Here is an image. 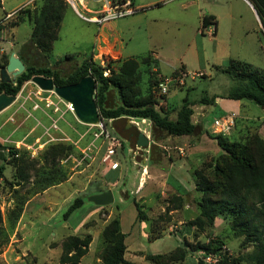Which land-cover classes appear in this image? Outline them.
I'll use <instances>...</instances> for the list:
<instances>
[{
	"label": "crops",
	"instance_id": "crops-1",
	"mask_svg": "<svg viewBox=\"0 0 264 264\" xmlns=\"http://www.w3.org/2000/svg\"><path fill=\"white\" fill-rule=\"evenodd\" d=\"M30 1H18L9 8V11H5L6 0H0V10L3 12L0 19H8L13 11ZM72 1L75 7L68 2L69 6L63 13L58 37L54 41V43L59 41L66 25L73 23L75 29L71 33V38L74 41L68 49V54L73 57L71 59L65 58V62L77 63L76 58L87 57L84 56L86 51H89V56H92L94 60L97 59L98 62L104 61L105 58L119 60L149 54L152 60L151 69L155 72L158 80L159 77L173 76L177 70H183L186 72L183 83L172 82L169 84L166 94L158 95L155 93V95L158 106L171 119L176 118L185 99L191 101L193 110L191 121L197 126V129L193 135L162 134L159 138H154L151 134V121L147 118L129 117L130 126L127 125L125 118L108 119L107 125L105 123L104 125L113 135L119 133L117 129L119 124L124 131L132 129L134 134L137 130L143 132L149 141L148 147L140 150L135 146V135L133 139L129 133L122 138L119 137L123 141H128L129 145L122 144L120 149L117 147L111 156L112 159L110 158L111 162L116 164L115 167L120 165L115 172L116 179L112 181L101 177L102 170L99 169V165L102 161V155L100 150L105 141L93 137L97 128L95 125H90L88 128L90 141L81 148L78 158L82 164L74 172L83 177L84 183L70 180L71 175L67 179L47 184L43 189L32 193L25 200L20 215L8 232V240L0 247V264H58L61 244L68 234L61 239H55V234L46 233L45 238L42 239L40 234L43 229L40 227L44 221L38 222L35 219L38 212H45L51 218L53 213L61 209L57 203V200L61 199L67 204L73 197H87L86 201L89 202V206H87L86 214L80 219L77 227H84V224L102 212L104 207V205H97L89 201L88 196L107 189L114 193L115 188H119V194L128 189L130 193H136L138 200H134L138 203L152 201L150 200L152 194L160 198L170 196L171 199L180 196L182 205L178 208L173 206L170 213L182 211L184 215L192 214L193 216L188 218H193L198 213L196 202L200 194L198 197L194 194L196 189L192 171L202 162L221 152V148L219 146L217 148L214 144L216 141L207 135L208 128H212V121L217 117L228 114L241 116L242 99L222 98V94L214 91L211 95L207 91H203L199 96L192 98L189 97L188 93L195 87L197 79L212 81L218 75L224 76L221 68L226 65L229 59L241 60L256 68L264 69V55L259 38V35L262 34V27L249 0H107L120 5L130 4L132 8L138 10L133 14L103 22H98L95 18L104 9L106 0ZM209 15L214 16V23L203 26L202 18ZM23 22L30 24L27 19H24L15 24L11 30L6 29L0 32V44L3 46L0 48V55L6 51L5 54L7 53L8 57V50L10 49L19 57V50L25 42L16 40L15 30ZM254 57L256 61H249L250 58ZM34 62L36 63L35 59ZM172 90H184L185 96L177 101V93H173ZM205 95H208L206 96L208 98L215 95L214 102H201V98ZM45 101H51L52 104L43 105V103L34 100L30 102L29 107L34 112L45 110L55 116L64 100L54 95ZM209 104L216 105L219 108V114L212 117L210 124L207 125ZM261 110L263 112L261 116L242 115V117L252 119L256 125L260 126L258 132L264 138L261 132L264 129V107H261ZM134 119L137 125L132 122ZM50 120L51 131L50 133L47 132L49 138L41 139L42 136L40 135L30 134L31 140H34V145L37 144L41 147L48 141H63L72 136L82 137L78 131L80 122L76 118L67 120L62 115H57L50 117ZM133 125L136 127L133 128ZM140 125L146 127L141 129ZM88 147L91 149L86 150ZM40 149L35 147L34 151L38 152ZM125 152L131 163L129 173L125 172L127 168L122 167V159L126 158ZM154 152L156 153L155 158L153 157ZM136 153L140 155L139 160L134 157ZM29 180L32 181V178ZM29 185H33V181ZM191 194L192 198H190ZM123 197L128 198V196ZM190 203L194 204L192 211L190 210ZM83 205H85L84 201L77 208H82ZM118 213L120 229L125 233L124 258L134 263L138 258L148 260L146 254L150 253L143 250L142 245L137 244L138 235L131 234V227L135 226L138 230L142 229L147 241L155 238V236L150 237L151 234L160 232L163 235L168 232L169 227L163 228L159 225H152L149 221L143 224L141 223L142 220L136 218V212L133 223L124 228L123 211L118 210ZM103 215L105 218L102 220V224L97 223L94 226V228H98L99 240L101 230L109 219L110 213H103ZM144 220H148L147 215ZM178 222L179 224L182 223L181 220ZM51 228H48L50 232L52 231ZM147 228L150 229L149 232ZM30 231H32V236L28 237ZM74 233L75 229L71 234ZM93 236L91 235L88 251L81 257V264H102L98 254L99 244L94 250L90 248ZM38 238L41 239L39 245H37ZM196 260L195 255L189 254L182 264H196Z\"/></svg>",
	"mask_w": 264,
	"mask_h": 264
},
{
	"label": "trees",
	"instance_id": "trees-1",
	"mask_svg": "<svg viewBox=\"0 0 264 264\" xmlns=\"http://www.w3.org/2000/svg\"><path fill=\"white\" fill-rule=\"evenodd\" d=\"M253 5L261 23V32H264V0H249ZM67 7L64 0H40L38 7H34L28 16L18 18L14 25L27 19L30 22V35L19 50V58L25 64L23 72L15 77L13 82L0 80V93L16 95L22 85L34 75H42L53 79L55 85L62 86L77 82L81 77L90 74L95 82V101L99 108L100 117L116 119L125 117L147 118L152 124V136L159 138L167 135H193L197 126L191 121L193 110L192 102L185 99L177 112L175 119H171L158 106L155 95V86L159 81L154 77L151 69L152 60L149 54L129 57L114 61L104 60V65L98 61L86 58L79 63L70 62L68 70L60 64L65 58H72L66 54L63 60L54 65H37L34 59H44L52 49L58 37V31L63 13ZM214 16H204L202 25L214 23ZM8 57H4L6 65ZM116 64V67L113 64ZM107 69V74L104 70ZM233 82L227 93L222 96L228 99H250L257 105L264 107V69L236 59H229L221 68ZM177 71L174 73V75ZM1 77V76H0ZM114 90L116 102L106 104L109 93ZM215 95L202 97L201 102L213 103ZM210 135L221 152L202 162L192 171L196 191L200 196L196 202L198 213L187 221L190 228L196 231L208 232L203 241L193 245L183 243L166 253L146 254V258L153 264H182L188 254L199 252L196 255V264H264V138L255 133L250 138L232 140L220 132ZM59 149L68 151L70 145L59 143ZM5 146L0 143V159L10 157L9 162L15 167V182L13 185L21 187L29 179L24 170L21 150L10 147L4 152ZM47 154L52 148L45 149ZM63 179H59L62 181ZM50 177L39 189H29L32 193L43 189L53 182ZM34 185V183H33ZM32 185V186H33ZM19 193V190H15ZM29 195V196H30ZM16 195V203L7 217L8 231L3 229V216L0 210V247L8 240V232L14 226L25 200L29 197ZM86 196H77L68 206L65 217L79 207ZM175 206L182 205L180 196L172 198ZM137 209L136 218L146 219L145 212L139 203L134 200ZM217 217L225 219L234 237L241 238L240 247L243 252L229 255L224 250V241L219 236H211L210 229ZM156 223V222H155ZM88 222L84 224L87 226ZM158 225V224H156ZM161 234L157 232L155 237ZM125 233L120 229L119 213L107 220L100 233L99 257L102 264H136L124 258ZM91 241L89 233L68 234L62 241L58 264H81V257L88 251ZM206 255L215 260L207 262Z\"/></svg>",
	"mask_w": 264,
	"mask_h": 264
},
{
	"label": "rangeland",
	"instance_id": "rangeland-1",
	"mask_svg": "<svg viewBox=\"0 0 264 264\" xmlns=\"http://www.w3.org/2000/svg\"><path fill=\"white\" fill-rule=\"evenodd\" d=\"M21 0H6V8L5 11H9V8ZM24 1V0H23ZM68 5V1L64 0ZM75 2V1H74ZM40 4V0H31L27 4L19 7L15 11H13L8 19H0V32L5 31L6 29L9 31L12 27H14V23L18 18L26 17L28 16L29 12H32L34 10V7H38ZM71 6H74L73 1L71 2ZM78 7V6H77ZM29 11V12H28ZM2 11L0 10V15H2ZM30 25L28 22L21 23L15 30V37L16 40L19 42H27L30 34ZM76 27V26H75ZM74 26L73 23L66 25V27L63 29V35L59 41L56 43H53L52 49L47 53L46 57L44 59H41L40 57L35 59L37 65H54L58 60H63L65 55L68 54V49L73 44V39L71 38V33L73 32ZM262 33V32H261ZM260 34V33H259ZM261 46H262V34L259 35ZM249 39V37H248ZM3 46L0 44V48ZM9 49V48H8ZM4 51L3 55H0V68L4 67L3 65L5 63L4 57H7V53ZM9 54L11 53V50H8ZM263 53V52H262ZM84 56H87L85 58L79 57L76 58V62L79 63L82 60L86 58H90L94 61L92 56H89V51L84 52ZM107 61H114V59L111 58H105ZM97 61V59H95ZM249 61H256V58H250ZM255 63V62H254ZM71 64V63H70ZM69 63L64 62L63 64H60L61 68L68 70L70 67ZM114 67H116V64L112 63ZM154 77L157 78L156 74L154 73ZM161 77H159L160 79ZM197 83L195 87L189 91V97H196L203 93V91H207L209 95L214 91L215 93L222 94L224 96L230 85L233 84V82L229 79V77L224 73V76L218 75L216 76L212 81L204 80V79H197ZM173 93H177V101L179 98L185 96V91L180 90H172ZM54 93L52 91H43L40 90L31 80L26 81L19 92L16 94L15 101L6 109L2 110L0 112V143L5 146L4 152L7 153L11 148H16L21 150L22 153V161L24 162V170L26 174L29 176V179L32 178V181L34 185H29L30 181L24 183L23 186L18 187L17 185H13L15 182V167L13 163L11 164L9 161L10 157H6L5 160L0 159V210L2 212L3 216V229L7 232L9 222L7 221V217L10 216V211L12 208H14L16 203V195H24V197L29 196V192H26L29 189H39L40 185H44L47 182V178L50 177L53 182H58L59 179H67L71 175L70 180H74L78 183H84L83 177H80V174L74 173L79 169L82 162L78 158L79 152L81 148L86 146L88 142L90 141L89 135H90V125L83 124L80 122V125H78V131L80 134H82V137L79 136H72L70 139H66L63 141L60 140H53L48 141L46 144H43L41 147L37 144H33L34 140H31V135L35 133V135L42 136L41 139L48 137L47 132L50 133L51 126H50V117H56L57 115H62L67 120H74V114L72 110H69L65 107L63 103H61V107L58 111V113L54 116H52L49 112L42 110L39 112H34L31 107H29V104L31 101L37 100L43 105L45 104V100L49 99V97H54ZM208 96V95H205ZM221 96V97H222ZM224 98V97H222ZM228 99V98H226ZM116 102V96L115 91L112 90L109 95L108 99L106 101V104H114ZM208 114H207V125L210 124V120H212V117L217 116L219 114V108L214 104H209L208 106ZM233 113V112H232ZM240 113L242 115L247 116H261L263 114L261 107L254 103L252 100L249 99H242V106ZM242 115H235V114H228L232 119V125L225 130L224 132H220L223 135L227 136L228 138L232 140H242L246 137H251L255 133H259L258 129L260 126L256 125V123L252 119H246L242 117ZM226 117V115H224ZM60 120V118H59ZM58 120V121H59ZM264 122V119H263ZM108 119L105 120V124L107 125ZM104 124V121H103ZM92 126V125H91ZM135 128L136 126L133 125ZM141 129L145 128V125H140ZM92 128V127H91ZM118 134L115 135L117 137H124L126 134H131L132 139L134 138L133 130L131 129L129 132L124 131L118 124L117 126ZM137 130V129H135ZM73 131V130H72ZM262 135H264V129H262ZM152 133V132H151ZM31 134V135H30ZM216 133L213 132V126L212 128H208L207 135L210 137V135H214ZM260 134V133H259ZM56 136V135H55ZM59 143L70 145L71 148L68 149L67 153L63 149H59L57 145ZM128 141L121 140V145L119 146V149L122 148V144H128ZM132 143V140H131ZM215 146L218 148V145L214 143ZM106 142L101 146L100 153L103 156L104 150H105ZM41 148L40 151L35 152L34 148ZM46 148H52V153L47 154V159L45 158V149ZM34 152V153H33ZM126 158L122 159V167L127 168L125 172L129 173L131 170V163L129 162V157L127 153L125 152ZM101 156V157H102ZM156 153H153V157L155 158ZM136 159H140L139 153H136L134 155ZM112 159V158H111ZM115 159L117 157L115 156ZM112 160H102L99 165V169L102 170L101 177L105 180H112L114 181L116 179V171L120 167L118 165L117 167H112ZM111 171V172H110ZM15 190H19V193ZM119 188H115L114 190V201L110 204L104 205L102 208V212H100L96 217L93 216L90 218L87 222V226H80L77 227L78 222L80 219L84 217L86 214L87 206H89V202L86 201L87 199H84V204L82 208H77L75 210H72L70 214H68L66 217L64 213L66 212L68 206L73 202L74 198H71V200L66 204L61 200H57L58 207H61V209L51 216V218L48 217V215L45 212H38L36 214V221H44V224H40L43 229V232L40 234V237L43 239L46 236V233H50L51 235L55 234V239H61L64 235L73 233V229H75L74 234H83V233H89L93 236V240L91 243V249H95V247L100 244V240L98 238V228H94L95 224L99 223L102 224V220L105 218L103 213H110V218H113L117 215L118 210L123 211L124 215V228L129 227L134 220L135 213L137 212L136 206L134 205V199H137V194L130 193L129 189L122 191V194H119ZM194 194L196 197L199 196V192L194 190ZM123 196H128L127 199H125ZM190 198H192V194L190 195ZM150 202H143L139 203L140 208L146 213L148 216V220H142L141 223L144 224L146 221L150 222L152 225L158 224L159 226L165 228L169 227L168 232L164 233L163 235L159 237H155L153 239H150L147 241L146 235H143L142 229H137L135 226L131 227V234L137 236L138 235V242L137 244L142 245L141 248L149 253H163L168 252L172 248L182 245L183 243L188 244H195L199 241H203L205 239L207 231H196L193 228H190L187 224V221L192 217V214L184 215L182 211L177 212H171V208L175 206V202L171 199L170 196L166 197H158L155 196V194H152L150 196ZM140 202V200H139ZM194 207L193 203H190V210L192 211V208ZM196 210L198 211L197 207ZM137 215V214H136ZM49 218V219H48ZM108 219V220H109ZM179 220L182 221L181 224H179ZM156 222V223H155ZM142 224V225H143ZM39 225V224H38ZM49 227H52V231L50 232L48 230ZM97 227V226H96ZM39 228V230H40ZM36 229V228H34ZM150 229L147 228V231L149 232ZM191 230V231H190ZM156 233H153L150 235V237L155 236ZM210 235L211 236H219L224 241V250L228 252L229 255H237L240 252H243L244 249L240 247L241 238L234 237L229 229L228 223L225 219L221 217H217L214 220L213 227L210 229ZM32 236V231H30V234H28V237ZM144 236V237H143ZM28 239V238H27ZM41 242V239L38 238L37 245H39ZM41 253V251H39ZM199 252H192L190 255H198ZM189 255V254H188ZM90 257V256H89ZM137 264H151L146 259H136Z\"/></svg>",
	"mask_w": 264,
	"mask_h": 264
},
{
	"label": "water",
	"instance_id": "water-1",
	"mask_svg": "<svg viewBox=\"0 0 264 264\" xmlns=\"http://www.w3.org/2000/svg\"><path fill=\"white\" fill-rule=\"evenodd\" d=\"M25 64L22 60L11 52L8 61L4 67L0 68V80L4 82H13L15 77L23 72ZM40 90L52 91L56 96L71 104L72 112L75 118L87 125H95L101 121L99 108L95 101L96 82L94 78L87 74L81 77L77 82L58 86L55 85L53 79L42 75H34L31 79ZM16 95L0 93V112L8 107L14 100ZM127 125L130 126V118L125 117ZM149 141L147 136L137 130L135 133V146L143 150L148 147ZM88 200L97 205H106L114 201L113 193L110 189L100 193L91 194Z\"/></svg>",
	"mask_w": 264,
	"mask_h": 264
},
{
	"label": "built area",
	"instance_id": "built-area-1",
	"mask_svg": "<svg viewBox=\"0 0 264 264\" xmlns=\"http://www.w3.org/2000/svg\"><path fill=\"white\" fill-rule=\"evenodd\" d=\"M70 4L72 0H67ZM105 7L101 11V13L96 16L95 20L98 22H103L109 19H116V18H121L130 14L135 13L138 9L132 8L130 4H123L120 5L115 2L107 1L105 2ZM262 52L264 55V32H262ZM101 65H104V61L99 62ZM107 69H105L103 72L104 74H107ZM186 76V72L183 70H177V73L173 76H164L159 79L155 86V93L158 95H164L168 92L169 89V84L172 82H178V83H183L184 78ZM65 104V107L69 110H72L71 104L62 101ZM52 104L51 101H46L45 105H50ZM103 119L97 124H95L97 130L93 133L94 138H99L103 142H106L105 146V152L104 155L102 156V160H108L111 158V156L114 154L115 150L117 147L121 145V139L115 135H113L103 124ZM144 121V120H143ZM133 123L137 125V122L135 120H132ZM232 125V119L226 115L225 116H220L215 118L212 121V126H213V132H224L227 130L230 126ZM91 147V146H90ZM88 147L86 150H90L91 148ZM88 157V155L86 154ZM116 164L112 163V167H115ZM204 260L207 262L214 261L215 259L211 255H206L204 257Z\"/></svg>",
	"mask_w": 264,
	"mask_h": 264
},
{
	"label": "bare ground",
	"instance_id": "bare-ground-1",
	"mask_svg": "<svg viewBox=\"0 0 264 264\" xmlns=\"http://www.w3.org/2000/svg\"><path fill=\"white\" fill-rule=\"evenodd\" d=\"M135 120V119H134Z\"/></svg>",
	"mask_w": 264,
	"mask_h": 264
},
{
	"label": "flooded vegetation",
	"instance_id": "flooded-vegetation-1",
	"mask_svg": "<svg viewBox=\"0 0 264 264\" xmlns=\"http://www.w3.org/2000/svg\"><path fill=\"white\" fill-rule=\"evenodd\" d=\"M129 132V131H128Z\"/></svg>",
	"mask_w": 264,
	"mask_h": 264
}]
</instances>
